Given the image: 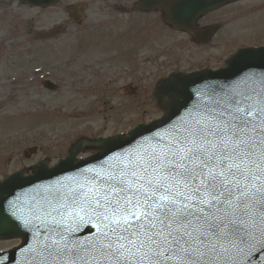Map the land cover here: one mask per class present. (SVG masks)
<instances>
[{
  "label": "snow or ice",
  "instance_id": "6c2138e0",
  "mask_svg": "<svg viewBox=\"0 0 264 264\" xmlns=\"http://www.w3.org/2000/svg\"><path fill=\"white\" fill-rule=\"evenodd\" d=\"M183 6L172 0L174 16ZM194 96L124 146L105 140L98 165L9 200L0 232L32 234L30 264H252L264 252V73Z\"/></svg>",
  "mask_w": 264,
  "mask_h": 264
},
{
  "label": "rangeland",
  "instance_id": "374dc122",
  "mask_svg": "<svg viewBox=\"0 0 264 264\" xmlns=\"http://www.w3.org/2000/svg\"><path fill=\"white\" fill-rule=\"evenodd\" d=\"M7 1L0 0V180L21 169L29 172L33 164L45 158L51 165L57 164L82 137L127 134L140 123L162 117L166 110L154 93L159 79L204 66L222 68L239 49L264 45V0H240L200 22L222 24L207 44L199 43L185 31L169 28L161 12L156 11L142 13L143 16L124 15L123 25L116 21L107 24L111 36L125 29L131 34L137 31L140 36L133 41L112 37L114 48L108 44L111 39L82 37L81 47L72 40L70 48L63 41L60 55L43 60L37 49L27 48L22 24L51 27V14H39L37 9ZM90 1L93 9L106 12V3ZM135 18L137 29L133 28ZM44 21L47 23L43 24ZM107 25H102L98 32H106ZM130 42L135 43L139 68L129 75L127 69L123 70L124 84L133 82L138 93L128 95L127 90L105 82L91 87L85 80L95 74L89 63L115 53L106 68L118 72L116 67L124 61L120 56ZM122 43L124 46L119 47ZM47 78L60 85L58 91L41 86ZM97 150L88 147L79 158L89 157ZM19 243L20 238L1 240L0 250Z\"/></svg>",
  "mask_w": 264,
  "mask_h": 264
},
{
  "label": "water",
  "instance_id": "95a60500",
  "mask_svg": "<svg viewBox=\"0 0 264 264\" xmlns=\"http://www.w3.org/2000/svg\"><path fill=\"white\" fill-rule=\"evenodd\" d=\"M24 1H28L31 3L34 2L36 3V5H39L40 3H50L51 0ZM231 1L233 0H199L198 3L201 9L203 8L207 10ZM183 4L184 6L179 10L178 14L174 16L173 13V18H171L170 16V22H179V20H175L174 17H185L189 19L188 23L191 24L190 17L191 11L193 9V4H187V2H184ZM215 30L216 28H210L208 29V33L212 34ZM240 53H244L245 55L240 56ZM249 72L264 73V47L259 49L250 48L240 51L229 61V67L221 69L217 72L204 71L202 73H193L189 76L181 75L178 81H176L175 79H169L165 84H163L160 94L167 96L168 94L172 93L175 94L179 98V100L175 102H166L169 111L162 119L152 122L149 125H140L138 128L131 131L128 137L119 140V145L124 146L126 140L131 139L132 133H135L137 135L144 134L148 131L155 130L156 128L161 127V121L175 119L185 110V107L190 106L195 102L196 97L194 96V92L196 89L201 88L205 85L235 84ZM45 84L51 89L57 88V86L54 85L51 81H47L45 82ZM108 139L97 140L94 142L81 140L73 148L72 155L68 159L63 160L58 166L49 168L47 166V162H43L36 165L37 170L34 175L25 177L24 173L20 171L11 175L4 182H0V204L3 205V208H0V215H7V202L9 200L14 201L17 197H20L22 201L26 202L30 200L32 196L36 195L34 189H36L38 186L52 184L53 182L61 178L72 176L79 169L98 165L104 159L103 152H99L96 155L81 161L77 160V155L86 145H95L100 147V145ZM117 139L118 138L111 140ZM81 229L82 231L80 234L82 238H88L91 232L94 231V229L91 228L85 229L83 225L81 226ZM14 236H23V245L10 252L0 253V264H30V262L25 257L24 250L28 248L29 245L35 242L34 237L30 232H27L22 227H14L11 229L6 228L4 231L0 232V239ZM252 264H264V252L257 253L252 260Z\"/></svg>",
  "mask_w": 264,
  "mask_h": 264
},
{
  "label": "flooded vegetation",
  "instance_id": "af4514ba",
  "mask_svg": "<svg viewBox=\"0 0 264 264\" xmlns=\"http://www.w3.org/2000/svg\"><path fill=\"white\" fill-rule=\"evenodd\" d=\"M105 4L104 9L106 12L101 13L100 9H93V2L89 0H59L57 3L50 8L40 9L39 12L42 14L50 13L52 18V26L46 27L39 24V28L35 34L40 37L38 51L41 55L50 56L60 52L62 40H69L75 38L78 35H93L102 37H115V38H127L129 40L138 36V33H130L127 30H123L117 34L111 36L112 33H107L110 27L111 21H116V24H122L124 21V15H137L143 16L142 13H152L156 11H145L139 8V3L142 0H98ZM90 15L96 16V18H90ZM137 16V17H138ZM99 17V18H97ZM136 22V18L133 20V28ZM47 23L44 21L43 24ZM107 25V31L102 34H92L91 30H96L102 25ZM27 34L32 32L26 28ZM29 36L28 38H30ZM135 46L129 44L123 54L120 56V60H124L126 57V63L128 67L133 69L137 68L135 60ZM113 59V58H112ZM111 59V60H112ZM111 68L110 70H113ZM118 72H123L124 68L116 67ZM115 69V70H116Z\"/></svg>",
  "mask_w": 264,
  "mask_h": 264
}]
</instances>
